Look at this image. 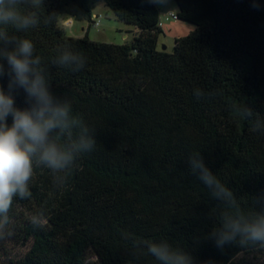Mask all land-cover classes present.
Listing matches in <instances>:
<instances>
[{"label": "trees", "instance_id": "obj_1", "mask_svg": "<svg viewBox=\"0 0 264 264\" xmlns=\"http://www.w3.org/2000/svg\"><path fill=\"white\" fill-rule=\"evenodd\" d=\"M96 1L44 0L39 26L20 33L45 64L60 45L84 54L79 72L50 69L51 91L95 130L96 145L63 186L36 170L31 199L13 201L4 237L13 242L0 238V264H156L133 242L162 237L194 264H264V250L221 249L208 238L224 209L188 164L200 153L245 207L255 198L264 208V133L231 111L245 103L264 118V0H173L177 19L194 28L174 39L172 53L157 49L152 0H100L135 29L129 42L67 36L59 19L89 27ZM50 12L56 20L44 23ZM194 89L212 95L197 100ZM15 100L26 106L22 89ZM40 211L46 222L33 226ZM9 243L25 249L11 256Z\"/></svg>", "mask_w": 264, "mask_h": 264}, {"label": "clouds", "instance_id": "obj_2", "mask_svg": "<svg viewBox=\"0 0 264 264\" xmlns=\"http://www.w3.org/2000/svg\"><path fill=\"white\" fill-rule=\"evenodd\" d=\"M43 5L44 0H0V238L11 235L9 212L14 199H31L30 183L38 168L50 170L53 184L63 186L78 159L96 145L95 130L73 112L68 99L51 91L50 69L62 67L79 72L86 66L84 54L60 45L50 65L45 64L35 54L33 41L20 35L39 26L38 10ZM253 6L259 7L255 3ZM56 16V12H50L44 23L54 22ZM5 76L7 90L3 85ZM20 89L25 94L24 107H18L15 100ZM194 95L200 100L212 93L194 89ZM231 111L247 120L251 131L264 133V118L245 103L233 105ZM188 164L190 172L224 209L208 238L221 249L235 244L242 249L264 250V208L255 206L258 201L253 198L245 207L209 169L200 153L191 154ZM30 221L33 226L43 227L46 216L36 212ZM133 247L146 250L156 264H194L189 252L174 247L167 238L138 239Z\"/></svg>", "mask_w": 264, "mask_h": 264}, {"label": "rangeland", "instance_id": "obj_3", "mask_svg": "<svg viewBox=\"0 0 264 264\" xmlns=\"http://www.w3.org/2000/svg\"><path fill=\"white\" fill-rule=\"evenodd\" d=\"M158 8L160 20L162 23V33L159 34L157 39V49L163 50L167 53H172L174 39L183 37L193 30L194 26L177 20L166 19V14L176 13V5L173 0H164L163 3H154ZM99 17L98 27L90 28L88 31V38L92 41L112 43V44H123L129 42L132 38L131 33L125 32L128 26L120 21H117L111 11H109L102 3L97 0L92 9V18ZM68 20L66 16L59 19V27L64 31L67 36L79 37L83 35L82 27L87 26L86 22H78L71 19L72 24L67 26L64 22ZM127 35V40L123 39V36ZM4 242L8 241L4 238ZM6 251L14 257H17L24 251V247L20 245L7 244L5 247Z\"/></svg>", "mask_w": 264, "mask_h": 264}, {"label": "built area", "instance_id": "obj_4", "mask_svg": "<svg viewBox=\"0 0 264 264\" xmlns=\"http://www.w3.org/2000/svg\"><path fill=\"white\" fill-rule=\"evenodd\" d=\"M165 18H166V19H169V20H177L176 14H175V13H172V12L166 14V17H165ZM64 24L67 25V26H70V25L72 24L71 19L66 20V21L64 22ZM98 25H99V17L96 16V18L93 19V23L91 24V26H93V27H98ZM161 26H162V23H161V20H160V21L158 22V27L161 28Z\"/></svg>", "mask_w": 264, "mask_h": 264}, {"label": "crops", "instance_id": "obj_5", "mask_svg": "<svg viewBox=\"0 0 264 264\" xmlns=\"http://www.w3.org/2000/svg\"><path fill=\"white\" fill-rule=\"evenodd\" d=\"M90 28H93V26H89V27L86 26L85 28L82 27L81 29H82L83 33L88 34V31H89ZM125 32L131 33V35L133 37V35L135 34V29L132 26H128V28L126 29ZM123 39L126 41L127 40V35L123 36Z\"/></svg>", "mask_w": 264, "mask_h": 264}]
</instances>
